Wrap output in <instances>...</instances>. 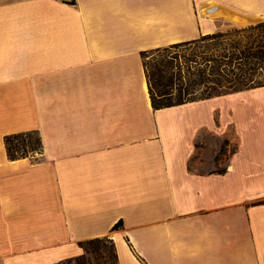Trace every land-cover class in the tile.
<instances>
[{
  "label": "crops",
  "instance_id": "0c3cea01",
  "mask_svg": "<svg viewBox=\"0 0 264 264\" xmlns=\"http://www.w3.org/2000/svg\"><path fill=\"white\" fill-rule=\"evenodd\" d=\"M257 18L264 0H0V264L105 235L117 264H264V85L155 109L141 55ZM27 131L39 151L9 157Z\"/></svg>",
  "mask_w": 264,
  "mask_h": 264
},
{
  "label": "trees",
  "instance_id": "16d2710c",
  "mask_svg": "<svg viewBox=\"0 0 264 264\" xmlns=\"http://www.w3.org/2000/svg\"><path fill=\"white\" fill-rule=\"evenodd\" d=\"M251 29H254V27ZM224 35L225 34L221 31H216L200 35L198 38L192 40L176 42L167 47L151 50L157 54L158 62L154 64L155 71L147 74L145 69V73L147 77L148 93L153 108L157 109L176 105L189 100H196L194 98L189 99L188 95L193 89H198L200 85H202L203 89L200 92L201 95L197 97L198 99L257 85H264V81H254L252 78L258 68L261 67V61L264 60V44H257L255 46L244 45L237 50H231L227 47L218 49L216 46H213L211 49L205 48L199 54L193 51H190L188 54L178 51H170L176 48L187 49V47L195 45L198 42H204L205 40L215 44V42H217L219 38L224 37ZM147 52L148 51H143L141 52V55L144 56ZM178 59H181V61L178 64H175L174 62L178 61ZM233 60H236L237 66H235V68L237 71L241 72L239 77H243V80L230 76V74H235L234 68L231 67V61ZM188 63H195L193 71L189 72V68L192 66ZM183 64L187 67L184 71H182L180 67ZM202 64L204 65L203 67ZM176 80L179 81V87L184 91V95H186V97L183 98L179 96L178 99L173 100L171 97L173 89L177 84ZM32 133L35 134L36 139L33 146L30 148L31 150L39 149V137L33 131L6 135L4 141L8 156L13 159L23 156L25 154L24 152L17 154L13 151L12 140ZM121 226L122 222L118 221L111 227V230L118 229ZM93 241H100V239L95 237L88 239L85 242ZM83 242H80V245L84 249ZM111 243L113 244L114 256L116 260L114 243L112 241ZM85 258V253H83L75 258V261H78V264H83Z\"/></svg>",
  "mask_w": 264,
  "mask_h": 264
},
{
  "label": "rangeland",
  "instance_id": "374dc122",
  "mask_svg": "<svg viewBox=\"0 0 264 264\" xmlns=\"http://www.w3.org/2000/svg\"><path fill=\"white\" fill-rule=\"evenodd\" d=\"M218 17V16H217ZM219 17H223L222 15H219ZM226 19V18H225ZM229 21V20H228ZM254 27V29H251ZM222 33H224V37H221L215 42V44H212L210 41H204V42H198L195 45H191L187 47V49L184 48H176L172 49L170 51L175 52H182L188 54L190 51H193L195 53H200L205 48L211 49L213 46H216V48L221 49L224 47H227L231 50H237L244 45H252L255 46L257 44H264V19H253L251 22H248L247 24L244 23L242 25H235L232 22L229 21V25L224 26L221 30ZM145 64V69L147 74L155 71L154 64L158 62L157 54L153 51H148L144 56H142ZM181 61V59H178V61H175V64H178ZM192 67L189 68V72L193 71V66L195 63H188ZM204 65L202 64V67ZM237 66L236 60L231 61V67L234 68L235 74H230L233 78H239V80H243V77H239L240 73L235 68ZM182 71L186 67V65L180 66ZM208 68V67H207ZM206 68V69H207ZM185 69V70H186ZM238 73V75H237ZM189 75V74H188ZM247 76V75H243ZM254 81H264V60L261 61V67L258 68L257 72L254 76H252ZM177 84L176 87L173 89L172 97L171 99L176 100L181 97H186L184 95V91L179 87L180 83L178 80H176ZM203 87L200 85L198 89H193L192 92L188 95L189 99H198L201 94ZM240 90V89H239ZM220 95V94H219ZM215 96V95H214ZM212 97V96H211ZM209 98V97H207ZM191 101V100H189ZM36 139V136L34 133L28 134L27 136H21L18 139L12 140V146L13 151L17 154L24 152V155H30V154H36L39 149H33L31 150V146H33V143ZM227 141L224 140L221 143V146L219 148L218 153L215 156L216 160H219L220 162H223V159L228 155V150H233V145L228 146ZM23 155V156H24ZM100 241H93V242H83L84 246V253H85V260L83 264H116L115 256H114V250H113V239L109 237V235L100 236L98 237ZM88 240V239H87ZM60 264H78V261L71 262L70 260L62 261Z\"/></svg>",
  "mask_w": 264,
  "mask_h": 264
}]
</instances>
